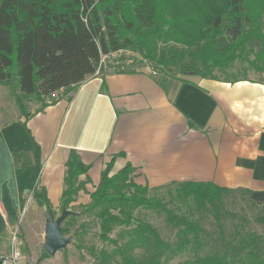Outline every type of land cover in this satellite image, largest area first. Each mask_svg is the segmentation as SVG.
I'll return each instance as SVG.
<instances>
[{
	"label": "trees",
	"instance_id": "trees-1",
	"mask_svg": "<svg viewBox=\"0 0 264 264\" xmlns=\"http://www.w3.org/2000/svg\"><path fill=\"white\" fill-rule=\"evenodd\" d=\"M255 46L249 63L264 72V0H0V86L15 96L24 117L29 114L14 91L35 95L43 108L46 97L72 93L95 74L102 57L118 50L141 55L148 66L173 67L184 76L206 78ZM153 70L161 79L160 71ZM33 149L38 166L35 143ZM112 164L106 165L84 207V213L98 221L99 240L110 246L101 248L99 264H111L116 258L122 264H163L185 252L194 259L181 264H264V231L249 230L246 218L233 222L231 232L223 230L224 221L237 217L226 203L242 191L211 183L150 189L134 183L128 164L110 175ZM65 168L61 207L67 208L83 188L77 180L87 175L89 166L70 151ZM38 173L39 167L33 188ZM165 190L168 201L160 195ZM152 191L159 195L150 196ZM38 199L50 209L47 201ZM139 209L163 215L175 240H164L136 215ZM205 218L218 228L210 248L202 225ZM254 221L264 226V215ZM135 250L142 252L140 259Z\"/></svg>",
	"mask_w": 264,
	"mask_h": 264
},
{
	"label": "crops",
	"instance_id": "crops-1",
	"mask_svg": "<svg viewBox=\"0 0 264 264\" xmlns=\"http://www.w3.org/2000/svg\"><path fill=\"white\" fill-rule=\"evenodd\" d=\"M133 63L95 73L28 117L0 113V257L17 252L21 264H80L65 249L54 256L43 249L48 212L57 218L62 208L70 151L89 166L77 184L86 176L89 182L71 204L95 190L113 161L110 175L128 164L134 183L150 189L211 183L264 206V81L159 79ZM31 228L39 233L34 258L26 240Z\"/></svg>",
	"mask_w": 264,
	"mask_h": 264
},
{
	"label": "rangeland",
	"instance_id": "rangeland-1",
	"mask_svg": "<svg viewBox=\"0 0 264 264\" xmlns=\"http://www.w3.org/2000/svg\"><path fill=\"white\" fill-rule=\"evenodd\" d=\"M257 50L255 46L251 51L250 48H247L244 55L241 56L235 63L231 64L226 69H214L212 71V77L215 79L222 80H237V79H249V80H259L264 81V72H260L250 65V61L254 59V54ZM127 59L126 57L124 58ZM138 59H141L142 62ZM124 60V61H125ZM134 63L132 66L138 68H145L144 62L148 65L149 63L141 56L133 57ZM130 65L127 66V68ZM99 72L104 69L112 68L113 65L111 63L110 57H102L101 62L99 63L98 68ZM153 69H157L160 71L161 77H176V76H184L178 72L177 69L171 68L169 70L163 69L161 70L159 67L150 66ZM112 69H115L114 67ZM97 71V70H96ZM96 73V72H95ZM157 74V73H156ZM14 93L20 98V101L25 106L27 112L34 111L36 107H40L41 104L35 95L24 96L20 94L18 91H14ZM55 100V97H46L44 103H51ZM47 101V102H46ZM18 112V107L15 103V96L12 95L11 91L5 87L0 86V113H3L6 117L11 116L12 114H16ZM12 118V117H11ZM82 184H86V182H82ZM88 192H84L82 198L76 201L75 204H69L66 209L75 212L77 215L74 219L68 217L63 223L62 228L66 230L65 236L70 238V244L65 248L64 253L65 257H71L77 259L76 261L80 264H99L96 257L98 256L101 248L106 247L110 249V246H106L107 244L102 243L98 238V221L93 216V214H85L84 213V203L88 200ZM150 196L159 195L158 192L152 191L149 193ZM166 201L169 200L168 195L166 194V190L160 194ZM74 202V201H73ZM177 207H182V205L177 204V200L175 201ZM253 203L249 201L247 198V194L243 192H237V194L227 201L226 205L230 210L231 214L236 215V218L230 219L228 218L224 221L223 230L225 233H229L233 229V222L240 221L241 218H246L249 221L248 228L251 231L257 232L259 234L263 233L264 226L258 223H255V219L264 215V206H253ZM175 206V203L170 205V207ZM183 208V207H182ZM60 206L56 211V214L59 213ZM139 215L140 218L152 226H154L160 233L161 237L168 241L173 242L175 240V233L167 226L164 216L157 214L151 210H143L139 209L136 211V215ZM203 228L206 231L208 238L206 239V243L210 246L218 237V228L213 223L210 218H205L202 221ZM26 240L28 246L30 248V253L32 258L36 257L39 252V247L37 241L39 240V233L36 228H31L26 232ZM207 249V248H206ZM209 249H207L208 251ZM201 252L200 255L204 256L206 252ZM137 258L142 257V252L140 250H135L133 252ZM194 257L191 253L185 252L177 257L163 263V264H181L188 263L193 261ZM21 261V259H20ZM111 264H122L119 258H116V261Z\"/></svg>",
	"mask_w": 264,
	"mask_h": 264
},
{
	"label": "water",
	"instance_id": "water-1",
	"mask_svg": "<svg viewBox=\"0 0 264 264\" xmlns=\"http://www.w3.org/2000/svg\"><path fill=\"white\" fill-rule=\"evenodd\" d=\"M39 204L40 201H37ZM76 213L61 208L60 215L55 218L52 211L48 212V220L45 225L43 249L49 256H54L58 251L65 249L70 244V238L63 235L62 223Z\"/></svg>",
	"mask_w": 264,
	"mask_h": 264
},
{
	"label": "built area",
	"instance_id": "built-area-1",
	"mask_svg": "<svg viewBox=\"0 0 264 264\" xmlns=\"http://www.w3.org/2000/svg\"><path fill=\"white\" fill-rule=\"evenodd\" d=\"M104 57H110L113 67L115 69L122 71V70H125V68L128 65H130L131 63L134 62L133 57H136V55L131 53V51H128V50H118V51L112 52L109 55L104 56ZM125 57L127 58L126 60L124 59ZM138 60H140L142 62L141 59H138ZM100 62H101V60H100ZM143 62H144L146 70L149 73L156 75V72H154L153 68L148 66L145 61H143ZM99 69H100V67L97 69L96 74L99 72ZM51 97L56 98L57 94H53ZM0 264H21L20 255L17 252H12L10 255L0 257Z\"/></svg>",
	"mask_w": 264,
	"mask_h": 264
}]
</instances>
